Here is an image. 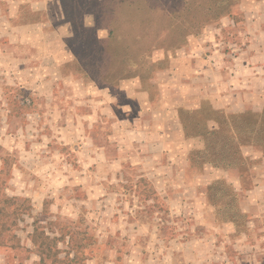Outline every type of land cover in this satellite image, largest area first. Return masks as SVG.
<instances>
[{"label": "rangeland", "instance_id": "374dc122", "mask_svg": "<svg viewBox=\"0 0 264 264\" xmlns=\"http://www.w3.org/2000/svg\"><path fill=\"white\" fill-rule=\"evenodd\" d=\"M59 3L0 41V264H264V0Z\"/></svg>", "mask_w": 264, "mask_h": 264}, {"label": "crops", "instance_id": "0c3cea01", "mask_svg": "<svg viewBox=\"0 0 264 264\" xmlns=\"http://www.w3.org/2000/svg\"><path fill=\"white\" fill-rule=\"evenodd\" d=\"M59 1L62 0H0V25H4L0 28V41L9 42L13 47L24 43H37L41 40L50 41V34L44 28L56 27L53 22L64 15L65 10L62 5L60 6ZM26 7L31 13L43 12L44 18L38 19L33 15L30 21H26L22 14V10ZM82 25L89 27L92 23L87 22ZM56 29L57 27L53 29V34H56ZM2 50L5 49L1 47L0 51Z\"/></svg>", "mask_w": 264, "mask_h": 264}, {"label": "trees", "instance_id": "16d2710c", "mask_svg": "<svg viewBox=\"0 0 264 264\" xmlns=\"http://www.w3.org/2000/svg\"><path fill=\"white\" fill-rule=\"evenodd\" d=\"M247 113H244L242 114L241 116L242 117H245ZM262 114H256V116L260 117ZM197 123H200L197 122ZM227 125L224 126V128H226ZM233 130V129H231ZM220 132H222V129H214L213 131L212 130H207V133L209 135H217L219 134ZM238 132L240 133V135L242 136H245L246 138H248L249 140H254L256 141V143L261 146L263 149H264V128L262 126H252V128H250L249 126L248 127H245V128H240V131L238 130ZM253 144V143H251ZM241 148L240 146H237V148H235V152L238 153L237 155L241 158V160L243 161V163L245 164L246 162V159L243 157V152L241 151ZM222 149H218L217 151H209V153H211L212 155L220 152ZM202 158H203V162H206V163H210V164H222V165H217V166H223V167H233L234 164L232 162H230V160L227 162V163H220L221 159L219 160V157H217L218 159H212L211 157L208 156V153H203L202 154ZM204 156H206V159L204 158ZM191 159V158H190ZM194 160H197L196 158ZM192 161V159H191ZM225 161V160H224ZM223 162V161H221ZM214 164V165H216Z\"/></svg>", "mask_w": 264, "mask_h": 264}]
</instances>
